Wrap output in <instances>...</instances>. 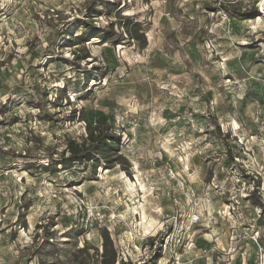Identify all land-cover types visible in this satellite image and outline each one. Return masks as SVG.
Wrapping results in <instances>:
<instances>
[{
  "label": "rangeland",
  "instance_id": "374dc122",
  "mask_svg": "<svg viewBox=\"0 0 264 264\" xmlns=\"http://www.w3.org/2000/svg\"><path fill=\"white\" fill-rule=\"evenodd\" d=\"M255 188L264 0H0V264H264Z\"/></svg>",
  "mask_w": 264,
  "mask_h": 264
},
{
  "label": "trees",
  "instance_id": "16d2710c",
  "mask_svg": "<svg viewBox=\"0 0 264 264\" xmlns=\"http://www.w3.org/2000/svg\"><path fill=\"white\" fill-rule=\"evenodd\" d=\"M238 15L243 16L244 18H253L255 16L259 15V10L256 5H254L250 9H246L245 11L237 10L235 9ZM93 13V11H92ZM260 16V15H259ZM109 28L111 29V34H114V22H111L109 25ZM99 34V33H98ZM97 36V35H94ZM104 37V35L102 36ZM81 38V37H78ZM90 141L89 145H86V143H83L81 145L71 143L69 146L70 155L68 156L67 160L72 163H85L89 160H92L95 162V167H98L99 159L102 157L105 159V162L109 164V167L112 166V162L110 157L108 156L110 152L114 149V144H117L120 142L121 138L119 135L113 132L111 128L107 125L102 127L99 131L92 130L91 134L88 138ZM57 163H65V162H58V160L55 162ZM250 197L252 198V202L259 206L261 209H264V203L261 198V196L258 195V189L255 188L251 194ZM105 244H104V250L102 259L100 261V264H114L116 262V251L113 249V247L108 246V241L111 242L109 234H105ZM164 242V241H162ZM83 251H86V245H84ZM112 252V258L110 261H107L106 257L108 255V251ZM81 264H85L84 262ZM89 264V263H87ZM96 264V263H93ZM122 264H128L126 261H123Z\"/></svg>",
  "mask_w": 264,
  "mask_h": 264
}]
</instances>
